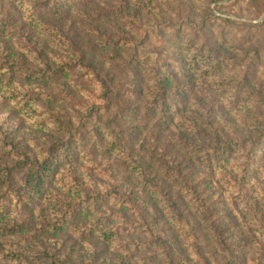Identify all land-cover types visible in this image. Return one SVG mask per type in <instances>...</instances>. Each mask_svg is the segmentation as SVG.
<instances>
[{"label": "rangeland", "instance_id": "obj_1", "mask_svg": "<svg viewBox=\"0 0 264 264\" xmlns=\"http://www.w3.org/2000/svg\"><path fill=\"white\" fill-rule=\"evenodd\" d=\"M169 74V103L150 98ZM0 80V264H264L246 204L264 208V0H0ZM176 110L187 127L163 124ZM214 138L240 143L211 169ZM36 158L49 209L25 184Z\"/></svg>", "mask_w": 264, "mask_h": 264}, {"label": "trees", "instance_id": "obj_2", "mask_svg": "<svg viewBox=\"0 0 264 264\" xmlns=\"http://www.w3.org/2000/svg\"><path fill=\"white\" fill-rule=\"evenodd\" d=\"M37 16H38L37 13L30 14V23L35 25L34 27L36 28V30H38L40 33H42V30L39 29L40 25H42V24H41V22ZM203 61L205 62V60H203ZM234 61H235L234 63H236L237 58H234ZM189 65H190L188 67L189 70L190 69L193 70L195 68V65L192 62ZM206 65L208 67L215 68L216 70L222 69L224 66V59L223 58H216V59H213L212 61H207ZM15 67H14L15 72L20 70L21 71V77H23V78L40 77L41 74H42V76L46 74L45 72H40V71L38 72L35 70L33 71L29 67H27L25 64H21V65L16 64ZM22 67H26V69H23ZM43 77H45V76H43ZM170 77H171V74L162 75L161 77H159L155 80L158 90L157 91L155 90L156 95H151L150 98L154 99L155 97L159 96V99L162 101V103L166 104L167 103L166 101H168V103H169V98L173 94L168 89H165V87L167 88L165 83L167 84L169 82ZM10 79H11V76H10ZM2 91H3V89H2ZM5 91L6 92L7 91L13 92V90L9 89V87H7V86H6ZM238 91H239V87H237V92L235 94L236 96L238 95ZM29 97H30V99L23 103V105L21 107L22 109H24V108L27 109V102L28 101L34 103V98H33L34 95H31ZM40 97H42V99L44 98V99L49 100V99H52L54 97V95L49 93V92H47V93L41 92ZM34 106H36V104H33L31 107L33 108ZM157 111H158V109H157ZM180 114H181V111L176 110L175 112H173L170 115H167L165 117L163 116L166 119V122L165 123L163 122V124H170V123H174L176 120H179V121L181 120L182 125L184 127H187V122L185 120V117H183V115L180 117L179 116ZM43 115H44V118H43L44 121L42 120L41 122H39V125H42V123H44V122L50 123L52 125L54 124V125L58 126L59 128L64 125L66 116L63 112H61V114H60V113H56L53 110H43ZM262 117L263 118L259 119L257 123H259V124L264 123V116H262ZM39 125H37V128H39ZM263 128H264V126H263ZM212 129L214 130V128H212ZM214 141L215 142L213 145H215V146L203 148L204 152H206V153H204L205 160L206 159L209 160L208 167L211 169L214 168L213 167L214 166V159L223 160V158L226 155L234 153L236 145L240 143L237 140H224L222 138H214ZM198 145H200L199 142H192L190 144L191 149L193 151L199 153L202 150V148ZM129 166H130L132 172H136V170L139 171V169H140L139 166H137V164L134 163L133 161L130 162ZM50 169H51V167H49V163H46L45 159L43 161H40L39 158H36V159H34L32 165H30V167L27 169L26 181H25V184H26V187L28 188V190H30V192L35 193L36 196L39 198V201L42 200V204L44 206L46 205V208H48V209H49V206L53 202H55V199L50 194H48L44 189L45 181H46L45 178H46V176L49 175ZM0 177H3V174H0ZM247 179H249V177L248 178L243 177L240 179L239 176H237L236 180L231 179V182H230L231 189L234 188V192L236 193V195L233 196V199L236 202L238 201V199H239V201H242V199H245V197H246L247 192H244L243 189H245V188H244V186L240 185V181L242 183H244V182L248 181ZM234 185H235V187H234ZM253 185H255V184H253ZM33 203L34 202H32V204ZM246 204H247V206L251 207V209H253L257 213H259V216L262 219H264V208L260 202H258V201H250V202L247 201ZM3 214H4L3 208H1V206H0V217ZM61 224H62L61 221L59 223L48 222L45 225V227L47 230H50L51 227L53 229H59L62 227ZM16 227H18V226H12L10 229L12 230ZM8 229L9 228H5V227L3 228L4 231H7ZM91 230L93 231L95 229L93 228ZM99 231H100V236L104 237L105 240H109L110 238L115 236V232H116V230L113 227L110 228L107 226L100 228ZM53 262H55V261H53ZM54 264H57V263H54Z\"/></svg>", "mask_w": 264, "mask_h": 264}]
</instances>
